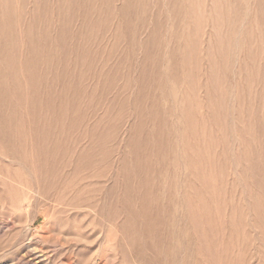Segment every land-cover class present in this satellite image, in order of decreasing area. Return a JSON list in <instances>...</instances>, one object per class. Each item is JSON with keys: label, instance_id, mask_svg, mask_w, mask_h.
<instances>
[{"label": "rangeland", "instance_id": "rangeland-1", "mask_svg": "<svg viewBox=\"0 0 264 264\" xmlns=\"http://www.w3.org/2000/svg\"><path fill=\"white\" fill-rule=\"evenodd\" d=\"M0 264H264V0H0Z\"/></svg>", "mask_w": 264, "mask_h": 264}]
</instances>
